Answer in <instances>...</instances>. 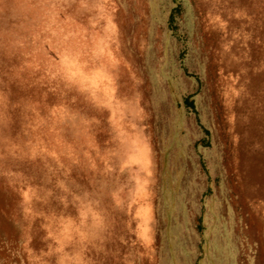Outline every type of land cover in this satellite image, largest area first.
Listing matches in <instances>:
<instances>
[{
  "label": "rangeland",
  "instance_id": "1",
  "mask_svg": "<svg viewBox=\"0 0 264 264\" xmlns=\"http://www.w3.org/2000/svg\"><path fill=\"white\" fill-rule=\"evenodd\" d=\"M264 264V0H0V264Z\"/></svg>",
  "mask_w": 264,
  "mask_h": 264
},
{
  "label": "crops",
  "instance_id": "2",
  "mask_svg": "<svg viewBox=\"0 0 264 264\" xmlns=\"http://www.w3.org/2000/svg\"><path fill=\"white\" fill-rule=\"evenodd\" d=\"M232 243L230 246L218 243L216 245V254L212 255L215 250L212 247L211 241H208L203 246L202 264H239V243L236 239ZM194 261L195 259L192 262L188 261L187 264L194 263ZM179 264H183V262H179Z\"/></svg>",
  "mask_w": 264,
  "mask_h": 264
}]
</instances>
